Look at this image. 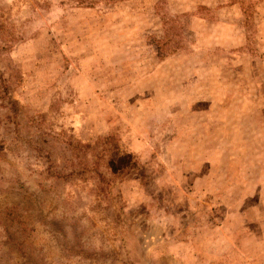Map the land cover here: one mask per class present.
<instances>
[{
    "label": "rangeland",
    "instance_id": "rangeland-1",
    "mask_svg": "<svg viewBox=\"0 0 264 264\" xmlns=\"http://www.w3.org/2000/svg\"><path fill=\"white\" fill-rule=\"evenodd\" d=\"M173 1L0 0V83L20 123L0 101V264H264V0H232L245 45L202 50L197 70L160 69L194 53L176 10L220 15ZM38 127L64 178L33 151ZM73 139L93 147L75 156Z\"/></svg>",
    "mask_w": 264,
    "mask_h": 264
},
{
    "label": "crops",
    "instance_id": "crops-1",
    "mask_svg": "<svg viewBox=\"0 0 264 264\" xmlns=\"http://www.w3.org/2000/svg\"><path fill=\"white\" fill-rule=\"evenodd\" d=\"M178 0L173 1L174 7H176V2ZM182 1V0H180ZM207 0L203 3V5H207L209 7H214L216 15L219 16L217 19H205L200 18L196 13H194L200 3H198L194 8V10L185 8V7H178L176 10V13L179 14H189L188 23L190 25V31L195 34V42L192 45L194 49V53H190L188 56H179L172 58L171 61H167L163 63L160 67V69H163L164 67H167L168 63L172 64H178L180 62H186L189 61L192 62V69L197 70V65L199 64V59H197L198 54L202 52V50L210 49V48H239L243 47L245 45L246 37L244 34V28L242 27V12L240 9V6L237 2H234L232 0H228L224 5L222 6V3L220 5V2L217 0H214L216 3H210ZM219 14V15H218ZM262 29V32L264 33V24L260 25V30ZM195 55V56H194ZM188 58V59H186ZM204 62H201L203 64ZM169 66V65H168ZM192 76L195 78L198 77V72L195 71L192 73ZM197 76V77H196ZM212 81V77L210 75L205 76V89L209 90V88H212V84L208 85V82ZM204 89V90H205ZM157 90V88H156ZM205 94L207 93L204 92ZM196 137H191V140L194 141ZM223 140V139H222ZM203 174V173H202ZM204 178L206 177L208 179V173H204Z\"/></svg>",
    "mask_w": 264,
    "mask_h": 264
},
{
    "label": "trees",
    "instance_id": "trees-1",
    "mask_svg": "<svg viewBox=\"0 0 264 264\" xmlns=\"http://www.w3.org/2000/svg\"><path fill=\"white\" fill-rule=\"evenodd\" d=\"M7 85H8V81L5 80L3 82L0 83V101L5 102V100H8L9 104H11L10 106V110L11 111V115H10V122L9 124L12 125H16L19 127V122L17 120V116L19 114L18 110H17V106L18 103L17 101L14 99V96L7 91ZM39 128V127H38ZM8 131L11 132V129L8 128ZM14 132H16L15 130H13ZM36 136V140L34 141H29V139H27V141L30 143V145L34 142L33 145H31L33 151L36 152H40L42 155H44V158L47 160V169L44 170V172L47 173V171H49L48 176L49 178H54L56 180H59L61 178H64V174L61 172V169H59V157H57L56 153H54L53 151H51L53 149L51 140L53 141L54 138H49L51 137V133L50 132H46L43 129L39 128L38 132L35 134ZM112 140V136L111 137H106V138H102L99 141L101 143H105V144H109L108 142ZM74 143V139L68 141L67 143H65L68 147L67 151H70L72 154H74L75 156H77V152H79V150L82 152L84 151L85 153L87 151L90 150L91 147H93V145L90 144H84L81 143L80 141H77ZM120 147L115 145V148L113 150V154H111V159L109 158V165L111 164V162H114V164L116 165V170L118 172V174H121L123 177H125L128 173L129 170L126 169V171H124L125 167H122L120 165H123V163H128V158L124 157V155L120 154ZM105 152H108L109 150H104ZM45 153V154H44ZM75 156L72 159V162L70 163V166H73V160L75 159ZM124 165V166H125ZM134 165H136L135 163H131V166L134 167ZM113 168V166H112ZM83 172V170L81 171ZM96 172V171H95ZM86 173H90V171L88 169H86ZM86 173L84 172L81 176H78V179L81 183L85 182L86 185L92 186L95 190L94 192H97V185L99 184L98 181H96L94 178L90 177L88 178V180H86L85 176ZM91 173H94V170L91 171ZM44 174V173H43ZM81 174V173H80ZM95 174H99V173H95ZM69 176H73V174H69ZM100 177V175H99ZM102 177V176H101ZM104 180L100 181L101 183L104 182V184H109V182L111 183L110 180H106L105 177H103Z\"/></svg>",
    "mask_w": 264,
    "mask_h": 264
}]
</instances>
